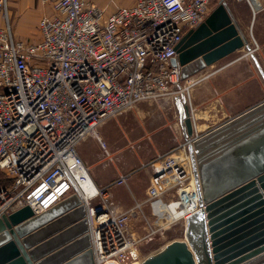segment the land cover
Returning a JSON list of instances; mask_svg holds the SVG:
<instances>
[{"label": "built area", "instance_id": "1", "mask_svg": "<svg viewBox=\"0 0 264 264\" xmlns=\"http://www.w3.org/2000/svg\"><path fill=\"white\" fill-rule=\"evenodd\" d=\"M213 1L134 0L105 16L94 0H43L52 14L39 19L38 39H23L14 32L10 0H0V174L10 180L0 186V217L25 205L41 213L77 190L87 206L95 264H126L128 251L167 226L157 222L136 235L129 226L134 209H120L110 185L95 183L86 197L79 181L91 175L78 146L139 102L188 91L172 59ZM238 1L256 9L264 0ZM188 144L152 162L146 202L159 209V219L170 213L167 206L183 208L185 220L199 208Z\"/></svg>", "mask_w": 264, "mask_h": 264}, {"label": "water", "instance_id": "2", "mask_svg": "<svg viewBox=\"0 0 264 264\" xmlns=\"http://www.w3.org/2000/svg\"><path fill=\"white\" fill-rule=\"evenodd\" d=\"M245 48L263 79L251 42L228 2L220 0L183 36L172 64L181 81ZM199 208L186 239L167 243L139 264H264V101L192 140L186 94L176 97ZM0 264H95L87 206L76 190L46 211L30 205L0 217Z\"/></svg>", "mask_w": 264, "mask_h": 264}, {"label": "crops", "instance_id": "3", "mask_svg": "<svg viewBox=\"0 0 264 264\" xmlns=\"http://www.w3.org/2000/svg\"><path fill=\"white\" fill-rule=\"evenodd\" d=\"M219 1L214 0L212 8ZM226 1L249 38L253 52L264 69V1L262 7L256 9L245 1ZM123 2L126 3L124 5H129L134 0ZM10 7L14 28L16 27L15 30L18 31L16 34L23 39L38 38H33V35L37 32L39 19L44 15L52 14V8L43 3V0H10ZM183 83L188 87V91L181 92L177 96L184 93L187 97L189 95L194 135L213 131L264 101V79L251 54L245 48L207 66ZM146 106L143 103L137 105L141 116L150 114L151 107ZM132 116V113L125 114L120 118L119 123L113 120L105 121L99 128L98 137L88 136L78 146V152L87 164L93 180L100 187L110 185L115 202L124 210L134 208V205L140 202L147 203L149 185L146 182L140 186L136 181L130 180L132 172L127 171V163L130 161L133 163L135 156L132 153L125 158L123 151H118L123 144L116 146L113 137L121 132L120 125H128ZM154 124L155 122H152L146 126L151 134L155 131ZM106 155L114 156L113 160L106 159ZM148 170L151 174V169ZM122 175L127 176L126 183L113 184ZM137 217L136 219L139 218Z\"/></svg>", "mask_w": 264, "mask_h": 264}, {"label": "rangeland", "instance_id": "4", "mask_svg": "<svg viewBox=\"0 0 264 264\" xmlns=\"http://www.w3.org/2000/svg\"><path fill=\"white\" fill-rule=\"evenodd\" d=\"M94 1L99 6L105 8V16H108L118 5L126 4L123 2L124 0H122V2L121 0ZM12 23L14 28V22L12 21ZM15 28L14 32L16 33L18 31H16ZM36 30L37 32L33 35V38L40 37L38 25ZM175 101L176 97L164 101H141L138 104L143 103L147 105L146 107H151L149 108L150 114L146 113L145 115L141 116L137 109V104L134 108L129 109L116 117L108 119L119 123L120 118L125 114L132 113L133 115L132 118L129 119L130 121L127 126L119 124L121 127V132H119L118 135H113V137L116 140V146L123 144L122 148L118 149V151L122 150L124 154L123 156H125V158L129 154H134L135 161L133 163L132 161L127 163V171L132 172V178L130 180L136 181V183H138L140 186L148 182L149 188L154 169L152 166L153 160L158 159L159 155L165 153H167V157H172L173 152L171 151L178 147L185 140L180 123L179 110ZM152 102L155 103L153 104ZM159 103H161V105H159ZM152 122H155V131L151 134L147 131L146 126H149V124ZM101 125L98 126L97 133L91 136H99L98 131ZM105 158H108V160H113L114 156L107 157L106 155ZM148 169H151V174H149ZM6 183L10 184V180ZM109 197L114 203H116L111 191ZM134 206V216L131 218L129 226L132 230L136 231V235L144 236L151 230V228H157V222H159L160 226H167L155 233H152V235L146 237V239L139 241L130 251H128L130 258L126 264H139L148 255L159 251L167 243L176 239H186V220L182 218L183 216L180 214L182 208L175 209L173 211L171 210V207L173 208V206H167L170 213L165 218L159 219V209L152 206L150 203L140 202ZM136 217L138 219H136Z\"/></svg>", "mask_w": 264, "mask_h": 264}, {"label": "bare ground", "instance_id": "5", "mask_svg": "<svg viewBox=\"0 0 264 264\" xmlns=\"http://www.w3.org/2000/svg\"><path fill=\"white\" fill-rule=\"evenodd\" d=\"M79 187L82 193L86 195V197H89L91 194L93 195L97 189L95 185V181L92 179L91 176H87L85 179H81L79 181ZM183 210L184 209L182 208V211Z\"/></svg>", "mask_w": 264, "mask_h": 264}, {"label": "trees", "instance_id": "6", "mask_svg": "<svg viewBox=\"0 0 264 264\" xmlns=\"http://www.w3.org/2000/svg\"><path fill=\"white\" fill-rule=\"evenodd\" d=\"M9 180L4 179L2 174H0V186H7L9 184H7L6 182H8Z\"/></svg>", "mask_w": 264, "mask_h": 264}]
</instances>
